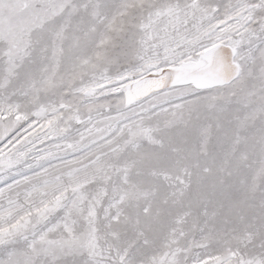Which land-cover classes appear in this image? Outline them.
I'll return each instance as SVG.
<instances>
[{"label":"snow or ice","instance_id":"obj_1","mask_svg":"<svg viewBox=\"0 0 264 264\" xmlns=\"http://www.w3.org/2000/svg\"><path fill=\"white\" fill-rule=\"evenodd\" d=\"M0 264H264V0H0Z\"/></svg>","mask_w":264,"mask_h":264}]
</instances>
